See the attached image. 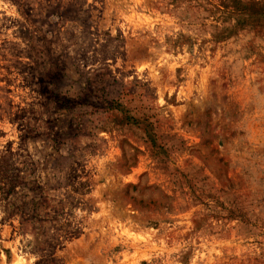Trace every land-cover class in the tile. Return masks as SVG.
<instances>
[{
  "label": "rangeland",
  "instance_id": "obj_1",
  "mask_svg": "<svg viewBox=\"0 0 264 264\" xmlns=\"http://www.w3.org/2000/svg\"><path fill=\"white\" fill-rule=\"evenodd\" d=\"M0 155V264H264V0H0Z\"/></svg>",
  "mask_w": 264,
  "mask_h": 264
},
{
  "label": "trees",
  "instance_id": "obj_2",
  "mask_svg": "<svg viewBox=\"0 0 264 264\" xmlns=\"http://www.w3.org/2000/svg\"><path fill=\"white\" fill-rule=\"evenodd\" d=\"M6 156L0 155V196L2 200L7 201V204L9 207H6V211H10L11 208H15V210H20V207L15 204L13 201L10 202L11 196L16 193V187L20 182L18 181L17 174L12 175V171L15 170V168L9 163L7 159H5ZM18 170H20L18 168ZM22 185H26V183L21 182ZM39 186H36V188H33L32 190H37ZM32 205H34V208L37 209L39 205V201H32ZM36 217L33 216V219Z\"/></svg>",
  "mask_w": 264,
  "mask_h": 264
}]
</instances>
